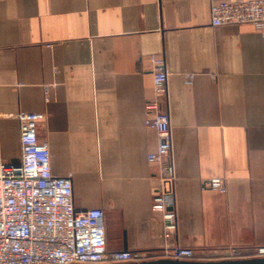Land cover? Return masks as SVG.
Masks as SVG:
<instances>
[{"label":"crops","instance_id":"1","mask_svg":"<svg viewBox=\"0 0 264 264\" xmlns=\"http://www.w3.org/2000/svg\"><path fill=\"white\" fill-rule=\"evenodd\" d=\"M210 2L0 0V161L21 159L18 114H41L51 170L71 178L77 210L104 211L108 252L154 260L181 247L211 260L264 247V27L214 26ZM152 102L172 133L158 163ZM168 166L166 236L152 202Z\"/></svg>","mask_w":264,"mask_h":264},{"label":"built area","instance_id":"2","mask_svg":"<svg viewBox=\"0 0 264 264\" xmlns=\"http://www.w3.org/2000/svg\"><path fill=\"white\" fill-rule=\"evenodd\" d=\"M210 20L214 26L250 24L264 27V0H211ZM153 80L161 88L167 72L154 68ZM155 112L144 123L155 130L157 146L148 154L149 162H161L172 149L169 113L152 102ZM41 114H18L21 159L9 164L0 161V264H118L140 262L147 256L132 250L108 252L105 238V214L101 208L77 210L73 203L69 176H57L51 170L48 144L37 137ZM153 194L152 210L165 222L166 236L175 228L176 214L167 203L173 175L170 166ZM205 185L225 193L223 178L211 177ZM223 259L264 256V247L249 255L232 247ZM172 259L193 260L191 248L175 247L165 253Z\"/></svg>","mask_w":264,"mask_h":264},{"label":"water","instance_id":"3","mask_svg":"<svg viewBox=\"0 0 264 264\" xmlns=\"http://www.w3.org/2000/svg\"><path fill=\"white\" fill-rule=\"evenodd\" d=\"M126 264H264V256H252L237 259H211V260H186L161 258L154 260H143L140 262Z\"/></svg>","mask_w":264,"mask_h":264},{"label":"rangeland","instance_id":"4","mask_svg":"<svg viewBox=\"0 0 264 264\" xmlns=\"http://www.w3.org/2000/svg\"><path fill=\"white\" fill-rule=\"evenodd\" d=\"M257 249H258V248H257ZM257 249H256V250H257ZM225 252H227V251L225 250L224 253L221 255V257H220V258H217V259H223L222 256L225 254Z\"/></svg>","mask_w":264,"mask_h":264}]
</instances>
